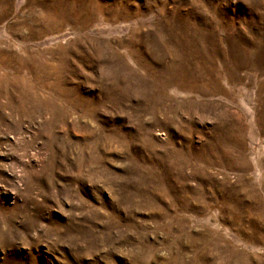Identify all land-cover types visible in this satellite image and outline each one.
Returning <instances> with one entry per match:
<instances>
[{
	"label": "rangeland",
	"instance_id": "374dc122",
	"mask_svg": "<svg viewBox=\"0 0 264 264\" xmlns=\"http://www.w3.org/2000/svg\"><path fill=\"white\" fill-rule=\"evenodd\" d=\"M0 264H264V0H0Z\"/></svg>",
	"mask_w": 264,
	"mask_h": 264
}]
</instances>
